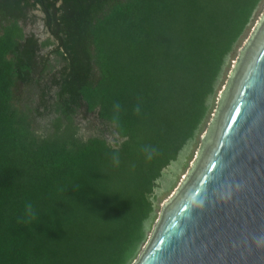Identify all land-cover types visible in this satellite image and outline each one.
Listing matches in <instances>:
<instances>
[{
  "label": "trees",
  "instance_id": "16d2710c",
  "mask_svg": "<svg viewBox=\"0 0 264 264\" xmlns=\"http://www.w3.org/2000/svg\"><path fill=\"white\" fill-rule=\"evenodd\" d=\"M260 1L0 0V264L128 263L155 180L205 117ZM34 9L42 41L20 24ZM20 83L37 87L33 105L16 102ZM80 107L111 126L113 143L79 135Z\"/></svg>",
  "mask_w": 264,
  "mask_h": 264
},
{
  "label": "water",
  "instance_id": "95a60500",
  "mask_svg": "<svg viewBox=\"0 0 264 264\" xmlns=\"http://www.w3.org/2000/svg\"><path fill=\"white\" fill-rule=\"evenodd\" d=\"M133 264H264V10Z\"/></svg>",
  "mask_w": 264,
  "mask_h": 264
},
{
  "label": "rangeland",
  "instance_id": "374dc122",
  "mask_svg": "<svg viewBox=\"0 0 264 264\" xmlns=\"http://www.w3.org/2000/svg\"><path fill=\"white\" fill-rule=\"evenodd\" d=\"M263 10L264 0H261L254 9L250 21L247 24L243 34L233 45V48L224 60L218 79L216 81L215 91L211 96L208 97L206 101V115L199 124L197 130L195 131V134L183 145V147L178 152L176 159L171 161L161 171L160 176L155 180L153 191L147 196L152 204V210L143 223L142 240L130 253L129 261L127 264H133L137 259L138 255L142 251L153 231L154 225L159 218L162 205L177 189V187L187 174L190 166L192 165L201 144V137L205 133L216 110L219 95L225 87L239 51L246 43ZM20 24L22 25L23 31L26 34L33 33L40 41L45 40L49 36L42 22V13L38 9L32 10L29 13L27 19L24 22H20ZM52 47V45L43 47L41 49V53L50 57L54 70H56L61 66L62 62L59 60V57L50 52ZM53 89L54 87L52 88V90ZM14 93L16 102L19 105H23L25 103L33 105L38 94L37 87L33 84L24 85L21 83L14 87ZM52 93L53 91L50 94L51 97L53 96ZM51 100H53V98L50 99V101ZM49 116L50 113H48L47 111H45L43 115L37 116L34 121L35 128L39 130L42 129ZM74 122L78 126L79 135H81L82 137L97 135L105 138L110 143H113L115 141L116 134L113 133L111 126L108 123L101 121L98 118L96 112H86L84 110V107H80L74 115Z\"/></svg>",
  "mask_w": 264,
  "mask_h": 264
},
{
  "label": "clouds",
  "instance_id": "9594fccd",
  "mask_svg": "<svg viewBox=\"0 0 264 264\" xmlns=\"http://www.w3.org/2000/svg\"><path fill=\"white\" fill-rule=\"evenodd\" d=\"M120 111H121V106L119 103H116L113 105V112H114V115H113V123L114 124H118L119 122V114H120ZM137 114H139L140 112V107L139 105L136 106L135 110H134ZM143 151L146 153V159L148 160H151L152 158V155L155 153V149L150 147V146H145V148L143 149ZM113 163L114 165H119V156L118 155H114L113 156ZM26 216H27V219L24 221L25 223L31 221L34 217H35V212L33 211V206L31 203H29L27 206H26Z\"/></svg>",
  "mask_w": 264,
  "mask_h": 264
},
{
  "label": "flooded vegetation",
  "instance_id": "af4514ba",
  "mask_svg": "<svg viewBox=\"0 0 264 264\" xmlns=\"http://www.w3.org/2000/svg\"><path fill=\"white\" fill-rule=\"evenodd\" d=\"M42 22H43V20H42ZM44 25V24H43ZM46 29V28H45ZM47 31V30H46Z\"/></svg>",
  "mask_w": 264,
  "mask_h": 264
}]
</instances>
